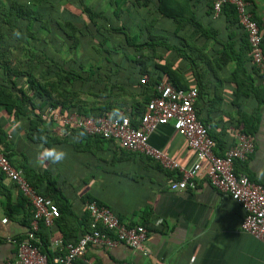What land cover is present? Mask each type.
<instances>
[{
    "label": "trees",
    "instance_id": "1",
    "mask_svg": "<svg viewBox=\"0 0 264 264\" xmlns=\"http://www.w3.org/2000/svg\"><path fill=\"white\" fill-rule=\"evenodd\" d=\"M157 15L164 22L161 28ZM239 32L242 50L252 54L235 6L226 4L215 16L212 0H109L104 9L85 0H0V107L12 118L27 122L31 142L57 147L72 137L116 144L73 128L65 135L54 134L45 114L52 109L84 119L128 117L138 128L156 86L165 82L176 89H197L193 107L208 128L206 97L226 84L236 96L252 91L251 75L239 66L244 58L238 55L234 59L231 46L236 42L232 35ZM263 41L261 37L262 52ZM231 60H236L237 69L225 74ZM208 132L213 139L209 128ZM4 155L58 209L51 229L39 223L33 245L51 256L50 239L76 242L89 231L86 212L83 232L71 241L62 225L64 216L70 214L66 200L60 193L56 198L47 196L32 170L14 162L8 153ZM4 179L0 173V192L8 189ZM31 214L33 217V210ZM55 230L57 235L52 238Z\"/></svg>",
    "mask_w": 264,
    "mask_h": 264
},
{
    "label": "crops",
    "instance_id": "2",
    "mask_svg": "<svg viewBox=\"0 0 264 264\" xmlns=\"http://www.w3.org/2000/svg\"><path fill=\"white\" fill-rule=\"evenodd\" d=\"M246 2L247 11L264 39V0ZM199 5L203 7L204 3L199 1ZM155 19L161 28L164 22L160 16ZM224 25V21L220 22L221 28ZM232 40L236 41L231 45L234 59L243 56L239 66L251 75L252 91L236 96L227 84L217 89V94L204 99V118L209 122L218 156L235 145L236 133L253 140V153L236 161L234 170L264 186V75L253 64L252 54L246 55L242 50L241 33H234ZM235 61L229 62L223 70L225 74L236 68ZM26 129V121L12 118L0 107L1 152L32 170L40 190L47 196L56 198L60 193L66 200L70 214L64 216L62 225L71 241L83 232L88 214L84 203L90 198L110 208L125 225H142L148 230L143 245L146 255L122 244L112 249L90 246L75 264H264V245L241 231L240 205L204 181H199L195 189L173 192L169 185L180 178L175 172L128 153L117 144L84 142L72 137L56 147L65 150L67 158L51 164L38 159L43 144L29 141ZM50 129L61 135L53 124ZM149 144L180 165L190 166L196 161L194 152L170 125L151 134ZM200 164L204 166L206 161ZM3 184L8 189L0 192V264H19L12 240L25 239L30 233L32 207L6 179ZM56 235L55 230L52 238Z\"/></svg>",
    "mask_w": 264,
    "mask_h": 264
},
{
    "label": "built area",
    "instance_id": "3",
    "mask_svg": "<svg viewBox=\"0 0 264 264\" xmlns=\"http://www.w3.org/2000/svg\"><path fill=\"white\" fill-rule=\"evenodd\" d=\"M226 4L235 6L240 25L247 34L253 62L264 75L261 36L257 24L247 11L246 0H212L215 16ZM155 91V96L149 100L144 114L140 117L138 128L131 125L128 117L84 119L76 113L60 115L49 109L45 118L60 130L61 135L68 133L69 128L79 129L90 137L111 140L123 150L142 155L156 162L161 168L175 172L180 178L170 183V191L195 189L199 181H204L240 205L243 210L241 231L264 245V186L250 181L244 175L236 174L234 170L236 161H243L253 153V140L243 133H236L235 145L223 156H218L208 128L195 114L193 105L197 98V89L181 90L170 83L160 82ZM166 125H170L194 152L196 161L190 166L180 165L149 144L150 135ZM203 160L206 161L204 166L200 164ZM0 173L29 201L33 210V222L28 236L20 241L12 240L19 264H75L83 258L90 246L112 249L122 244L142 252L143 255L147 254L143 248L148 234L145 226H127L110 208L90 200L84 203L90 218L89 231L76 242H65L60 238L50 239L49 256L32 243L37 241L34 232H37L39 223L48 229L53 227L59 215L57 206L49 198L38 194L23 172L12 166L1 150Z\"/></svg>",
    "mask_w": 264,
    "mask_h": 264
},
{
    "label": "clouds",
    "instance_id": "4",
    "mask_svg": "<svg viewBox=\"0 0 264 264\" xmlns=\"http://www.w3.org/2000/svg\"><path fill=\"white\" fill-rule=\"evenodd\" d=\"M16 35H19V33H16ZM46 142L47 141L44 140V143ZM41 149L42 150L38 152V159L41 161H48L51 164L62 163L68 156L65 150L56 147L43 148V145H41Z\"/></svg>",
    "mask_w": 264,
    "mask_h": 264
},
{
    "label": "rangeland",
    "instance_id": "5",
    "mask_svg": "<svg viewBox=\"0 0 264 264\" xmlns=\"http://www.w3.org/2000/svg\"><path fill=\"white\" fill-rule=\"evenodd\" d=\"M88 2V5H96L99 4L100 5V9H104L106 6H108L109 0H85V3ZM73 8H75V5H73Z\"/></svg>",
    "mask_w": 264,
    "mask_h": 264
}]
</instances>
